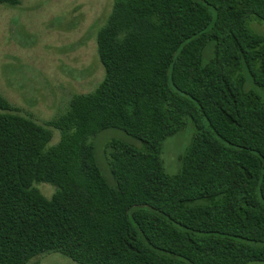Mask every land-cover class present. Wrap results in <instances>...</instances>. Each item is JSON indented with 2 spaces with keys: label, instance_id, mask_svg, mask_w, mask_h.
Here are the masks:
<instances>
[{
  "label": "trees",
  "instance_id": "obj_1",
  "mask_svg": "<svg viewBox=\"0 0 264 264\" xmlns=\"http://www.w3.org/2000/svg\"><path fill=\"white\" fill-rule=\"evenodd\" d=\"M253 17L264 22V0H115L97 35L105 77L94 92L46 125L0 93V264L52 253L78 264L264 263V100L245 90L246 76L264 89ZM189 121L194 138L170 176L163 144ZM107 130L143 144L107 143L114 184L96 156Z\"/></svg>",
  "mask_w": 264,
  "mask_h": 264
},
{
  "label": "rangeland",
  "instance_id": "obj_2",
  "mask_svg": "<svg viewBox=\"0 0 264 264\" xmlns=\"http://www.w3.org/2000/svg\"><path fill=\"white\" fill-rule=\"evenodd\" d=\"M115 0H21L16 7L0 5V93L20 109L23 116L46 125L66 113L76 95L95 91L105 77L97 50L98 31L106 24ZM264 37V22L253 17L248 23ZM213 57L205 51L203 62ZM245 90L264 100V89L246 76ZM191 121L163 144L162 160L170 176L179 175L182 156L194 138ZM61 135L54 130L53 145ZM118 140L143 148L137 139L119 130H107L96 141V156L103 175L114 184L105 148ZM38 189L51 198L55 188ZM29 264H78L58 254L39 256ZM249 264H264L253 262Z\"/></svg>",
  "mask_w": 264,
  "mask_h": 264
}]
</instances>
